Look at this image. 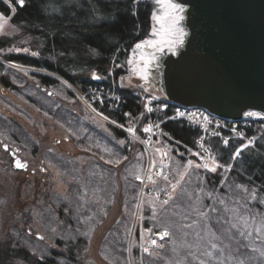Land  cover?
I'll return each instance as SVG.
<instances>
[{"label":"rangeland","instance_id":"374dc122","mask_svg":"<svg viewBox=\"0 0 264 264\" xmlns=\"http://www.w3.org/2000/svg\"><path fill=\"white\" fill-rule=\"evenodd\" d=\"M150 2L153 12L162 16V6L156 0ZM153 12L150 37L144 41L160 39L153 34L154 28L160 31ZM0 25V238L12 239L11 244H0L1 251H9L3 264H31L24 258L54 254L61 262L72 256L79 264H200V260L207 264H236L235 259H225L229 252L233 257L239 255L244 264H264V256L260 255L264 251V231H256L264 222V199L255 189L228 178V167H219L216 172L196 168L195 164H204L196 148L184 158L180 153L172 154L171 147L162 143L161 134L153 146L151 142L153 151L149 157L145 146L123 130L134 129L137 123L121 127L81 98L102 82L81 93L47 70L18 62L15 58L37 59L40 51L34 40L11 22V17L4 15ZM153 50L148 45L134 48L129 73L116 84L142 94L144 112L149 116L152 112L147 111L146 100L160 95L149 90L150 84L138 73L143 69L141 57L150 58ZM41 76L54 84L46 85ZM249 112L259 115L237 122L244 129L239 130L254 141L247 148L256 142L255 136L247 134L249 128L257 131L258 123H264V113ZM148 121L139 132L147 134L144 129ZM112 128L122 129L126 138H116ZM4 144L11 150H21V157L30 164L27 172L9 163ZM212 150L213 158L207 162L210 167L215 166L213 160L218 161ZM110 160L120 163H107ZM188 161L193 165L180 180ZM150 162L163 164L174 183L180 180L175 196L163 207L164 199L148 196L140 201L137 195L141 181L135 176L143 179ZM206 174L215 178L206 180ZM217 177L219 183L214 185ZM252 192L256 193L255 200L251 199ZM171 194L169 187L168 196ZM220 199L225 204H219ZM210 206H215L218 213L211 212ZM232 209L239 210L235 216ZM201 211L208 213V219L199 215ZM218 216L237 227L217 223ZM238 216L247 219L250 226L244 227ZM225 228L230 229V235L236 234L235 238L217 240ZM165 230L170 235L161 239L158 233ZM239 231L245 235L240 236ZM153 238L158 242L150 247ZM166 238H170L167 244ZM211 243L227 246L223 256L211 248ZM70 245H75L73 255L67 254ZM145 248L149 251L145 252ZM208 251L212 257L204 255Z\"/></svg>","mask_w":264,"mask_h":264},{"label":"trees","instance_id":"16d2710c","mask_svg":"<svg viewBox=\"0 0 264 264\" xmlns=\"http://www.w3.org/2000/svg\"><path fill=\"white\" fill-rule=\"evenodd\" d=\"M0 12L11 17V22L23 29L40 51L37 59L18 57L15 60L49 71L81 93L96 83L93 78V73H96L103 78L102 84L112 87L123 98L118 111L96 105L102 113L124 127L137 123L134 132L139 138L146 136L144 132H139L145 121H158L161 123L162 143L171 147L172 154L180 153V157L184 158L195 150L199 130L185 121L167 119L176 105L161 111L156 104V110L149 116L144 112L142 94L116 85L122 76L129 73L135 45L150 37L153 12L150 0H25L23 8L15 6L14 0L11 5L9 0H0ZM40 80L46 85L54 84L45 76H41ZM257 126V131L251 127L247 132L249 136L256 137L255 145L242 150L234 160L232 155L241 145V139L232 140L227 147L222 146L217 138L209 139L208 143L215 150L221 165H231L228 167V178L255 189L264 199V123ZM112 132L116 138H126L122 129L112 128ZM211 176L215 178L214 175H204L206 180L212 179ZM214 183H219V177ZM137 195L139 197L138 191ZM169 240L166 238L164 241L167 244ZM74 247L70 245L67 254L73 255ZM8 252L0 250V264L4 263ZM55 256L47 257L43 262L35 258L24 260L31 264H79L72 256L70 260L66 258V262Z\"/></svg>","mask_w":264,"mask_h":264},{"label":"water","instance_id":"95a60500","mask_svg":"<svg viewBox=\"0 0 264 264\" xmlns=\"http://www.w3.org/2000/svg\"><path fill=\"white\" fill-rule=\"evenodd\" d=\"M176 2L185 6L182 25L188 35L176 54L156 53L146 80L149 90L174 105L202 108L226 121L247 119L249 111L264 113V0ZM123 130L143 144L135 132ZM18 152L10 151L13 166L26 171L29 163ZM16 159L27 168H16Z\"/></svg>","mask_w":264,"mask_h":264},{"label":"built area","instance_id":"2783aa9c","mask_svg":"<svg viewBox=\"0 0 264 264\" xmlns=\"http://www.w3.org/2000/svg\"><path fill=\"white\" fill-rule=\"evenodd\" d=\"M81 98L92 106L96 105H105L111 110H118L122 99L117 93L114 92L109 86L99 84L91 87V89L86 93L82 94ZM89 98V99H88ZM158 105L161 111H167L170 105H174L169 101L163 100L158 96H152L146 100L147 108H151L153 112L154 105ZM178 112L184 113L183 116H179ZM168 120H181L185 121L188 125H191L193 128L198 129L200 135L195 141V147L197 153H199L200 161L202 163H207L213 158V150L210 144L208 143L209 139L217 138L220 140L222 146L227 147L230 145L232 139H241L245 144H248V141L253 139L247 137L241 130H244L242 127H238L237 122L226 121L219 119L212 114L208 113L202 108L196 107H183L176 105L174 112L167 118ZM160 122L149 120L146 123V128L150 127V131H147L145 139H141L145 148L147 149L149 157H152V146L153 141L160 135ZM247 125V123L245 124ZM227 139L229 144L224 145L223 141ZM152 142V146L151 145ZM150 147V148H149ZM158 172H162V175H157ZM151 177V180L149 179ZM167 176V181L164 177ZM165 182L164 185L159 183ZM174 183V180L168 170L164 169L163 164L152 165V162L149 163L143 179L141 180L139 199L143 200L145 197H152L158 200H163L168 196L169 187ZM155 240L157 244V238H153L150 241L149 246L153 247L156 244H152V241Z\"/></svg>","mask_w":264,"mask_h":264},{"label":"snow or ice","instance_id":"6c2138e0","mask_svg":"<svg viewBox=\"0 0 264 264\" xmlns=\"http://www.w3.org/2000/svg\"><path fill=\"white\" fill-rule=\"evenodd\" d=\"M13 3V0H9V4L11 5ZM15 6L23 8L25 6V0H14ZM156 3L162 6V10H163V15L162 16H157L155 12H153V18L160 23V31L157 32L156 29H153V34L154 35H158L160 37V39L156 40V41H142L139 42L135 45L136 49H141L142 46L144 45H148L150 47L155 48V52H153L150 56V58L148 59H144L143 57H141V60L143 61V69L140 73H138V75H140V77L144 80L148 79V75H149V69L152 65V61L157 60L158 56L156 55L157 52H164L165 49H167V51L176 54L177 50L179 47L183 46L184 42H185V38L188 35V32L185 30V28L182 25V22L185 20V6L179 3H175L174 0H156ZM4 19V14L0 13V20ZM0 27H2V25H0ZM25 51H27L25 49ZM35 54V53H34ZM131 62V61H130ZM156 67L158 68L159 65H156ZM93 78L94 79H99L100 77L98 75H96L95 73H93ZM147 108V106H146ZM147 111L151 112L152 109L151 108H147ZM179 116H183L184 113L182 112H178ZM245 115H249V116H256L259 115V113H255V112H246ZM107 119V118H105ZM121 127H123L121 125ZM127 131L129 133H134V129L129 127L127 129ZM144 131H150V127L145 128ZM121 144L124 143V141L120 142ZM224 145L227 146L229 144V141L227 139H225L223 141ZM252 144V141L249 140L248 144H242L240 146V148H237L235 150V152L232 155V159H236L237 157H239L241 155V152L244 148L249 147ZM5 150H7V145L4 146ZM13 155H15V153H13ZM196 155H200L199 153H197ZM124 159L126 160L127 157H124ZM107 163H115V164H119L120 160H116V161H107ZM15 167L19 168V169H26L27 168V164L26 163H22L19 159H16L15 162ZM193 165V161H188L187 162V166H185L184 172L180 174V180H183L185 175L188 174V167ZM213 165L215 166H209L208 163H204L203 165L201 164H195L196 168L199 167H204L209 169L211 172H216L217 169L219 167H231V165H227V166H223L220 165L218 163V161L213 160ZM42 171H46V169H41ZM157 175H162V172H158ZM135 178L137 180H142V177L140 175H136ZM149 179L151 180V177L149 176ZM164 179L167 181L168 177L165 176ZM180 180H177L175 183L171 184V195L168 196L167 199H164L161 203V207L166 206L169 204V201L173 199V197L175 196V192H176V188L178 187V185L180 184ZM209 195H211V193H209ZM251 199L255 200L256 199V193L252 192L251 193ZM219 204L223 205L225 204V201L223 199H220L218 201ZM210 211L213 213H218V209L215 206H210ZM225 211H229V209L225 208ZM234 214V216L236 215V213L239 211L238 209H232L231 210ZM199 215L205 219H208V213L201 211L199 212ZM185 219H187V217H184ZM237 219L243 223L244 227H249L250 225L248 224V220L245 219L243 216H238ZM254 219V218H253ZM217 223H222L223 225H231V228H236L237 225L236 224H231L230 221L224 219L223 217H219L217 219ZM188 227H191V225H188ZM150 231V230H149ZM256 231L259 233L261 231H264V222H261V224L256 228ZM29 233H31V229H29ZM238 234L240 236H244L245 232L243 231H239ZM158 235L160 236L161 239H164L165 237L169 236L170 233L165 230L161 233H158ZM213 235H215V233H213ZM236 234H231L230 235V229L229 228H225L220 236H216L217 240H220L221 237H223L224 239H228L229 241H231L232 239L235 238ZM247 235H251V233H247ZM39 239H43V237H39ZM12 243V239L11 238H0V244H11ZM152 244H156V241L153 240ZM158 247L162 248L163 245H158ZM241 247H244V245H241ZM211 248L215 249L217 251V253L220 256H223V253L226 251L227 246L224 247H218L217 243H211ZM145 252H148L149 249L145 248L144 249ZM238 251V249H237ZM190 255H194L192 253H190ZM204 255L208 256V257H212L213 253L211 251L205 252ZM261 256H264V251H261L260 253ZM39 261L43 262L45 257L44 256H40L38 257ZM225 259H235L236 260V264H244V261L242 259H240V256L237 255L235 257L232 256L231 252H229V255L225 258ZM200 264H207L206 261L204 260H200Z\"/></svg>","mask_w":264,"mask_h":264},{"label":"flooded vegetation","instance_id":"af4514ba","mask_svg":"<svg viewBox=\"0 0 264 264\" xmlns=\"http://www.w3.org/2000/svg\"><path fill=\"white\" fill-rule=\"evenodd\" d=\"M49 95H51L50 93H49ZM0 143H1V141H0ZM5 150V149H4ZM8 154H9V163L11 164V165H13V157H12V155H11V153H10V151H11V149L9 148V149H7V150H5ZM18 156H20L21 157V150H20V152H18ZM23 160H24V158H23V156L21 157ZM27 161V160H26ZM28 163H29V161H28ZM29 166H30V164H29ZM29 170V169H28ZM27 170V171H28ZM41 170V169H40ZM27 171H25V172H27ZM32 174H35V171L33 170L32 171Z\"/></svg>","mask_w":264,"mask_h":264},{"label":"bare ground","instance_id":"6f19581e","mask_svg":"<svg viewBox=\"0 0 264 264\" xmlns=\"http://www.w3.org/2000/svg\"><path fill=\"white\" fill-rule=\"evenodd\" d=\"M178 3V2H177Z\"/></svg>","mask_w":264,"mask_h":264}]
</instances>
